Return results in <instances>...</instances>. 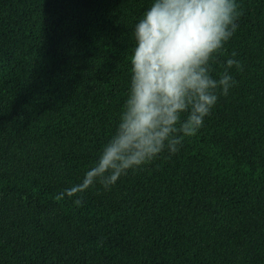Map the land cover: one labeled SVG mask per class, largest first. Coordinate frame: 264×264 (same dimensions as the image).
<instances>
[{
	"label": "trees",
	"instance_id": "16d2710c",
	"mask_svg": "<svg viewBox=\"0 0 264 264\" xmlns=\"http://www.w3.org/2000/svg\"><path fill=\"white\" fill-rule=\"evenodd\" d=\"M149 3L0 0V264H264V0H236L213 67L243 71L178 153L61 195L113 126Z\"/></svg>",
	"mask_w": 264,
	"mask_h": 264
},
{
	"label": "clouds",
	"instance_id": "9594fccd",
	"mask_svg": "<svg viewBox=\"0 0 264 264\" xmlns=\"http://www.w3.org/2000/svg\"><path fill=\"white\" fill-rule=\"evenodd\" d=\"M239 15L236 0H150L132 29L127 86L113 126L62 196L80 207L88 190H111L129 171L175 155L199 132L219 97L237 85L234 73L243 71L235 52L218 71L213 67Z\"/></svg>",
	"mask_w": 264,
	"mask_h": 264
}]
</instances>
